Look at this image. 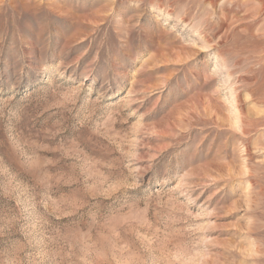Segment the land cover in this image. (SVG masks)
Here are the masks:
<instances>
[{
    "label": "rangeland",
    "instance_id": "obj_1",
    "mask_svg": "<svg viewBox=\"0 0 264 264\" xmlns=\"http://www.w3.org/2000/svg\"><path fill=\"white\" fill-rule=\"evenodd\" d=\"M259 1L0 0V264H264Z\"/></svg>",
    "mask_w": 264,
    "mask_h": 264
},
{
    "label": "bare ground",
    "instance_id": "obj_2",
    "mask_svg": "<svg viewBox=\"0 0 264 264\" xmlns=\"http://www.w3.org/2000/svg\"><path fill=\"white\" fill-rule=\"evenodd\" d=\"M212 4V3H211ZM254 14L257 16H264V1L260 0L259 3L257 4V6H255L254 8ZM189 14V13H188ZM215 27V26H214ZM264 30V29H263ZM264 32V31H263ZM261 40L264 43V33L261 34ZM246 43V41H245ZM264 57V56H263ZM264 70V66H262L258 71ZM256 79V78H254Z\"/></svg>",
    "mask_w": 264,
    "mask_h": 264
}]
</instances>
